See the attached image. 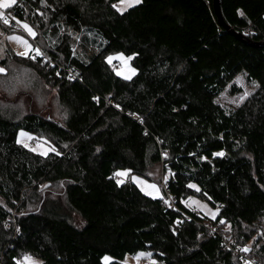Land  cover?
<instances>
[{"label":"trees","instance_id":"1","mask_svg":"<svg viewBox=\"0 0 264 264\" xmlns=\"http://www.w3.org/2000/svg\"><path fill=\"white\" fill-rule=\"evenodd\" d=\"M119 2L7 8L36 31L43 56L7 54L0 78L13 64L35 71L56 90L60 118L49 107L20 114L14 101L0 105V264L28 254L41 264H128L140 252L156 264H245L235 248L264 216V0L220 1L241 38L213 0H141L123 12L112 7ZM117 53L130 57L131 79L108 62ZM241 73L258 88L226 111L215 99ZM20 130L55 151L25 148ZM120 170L158 182L169 171L175 204L119 182ZM191 196L218 216L189 209ZM257 240L248 254L264 264Z\"/></svg>","mask_w":264,"mask_h":264},{"label":"rangeland","instance_id":"2","mask_svg":"<svg viewBox=\"0 0 264 264\" xmlns=\"http://www.w3.org/2000/svg\"><path fill=\"white\" fill-rule=\"evenodd\" d=\"M11 5L12 4L9 6ZM0 8L7 9L8 7ZM117 8H123L126 10L130 7L119 2L117 4ZM20 26L21 28L16 31H6L0 26V60L6 58V56L13 54L18 55V53L25 51L29 52V55L26 58H29V56H43V51L39 41H37L39 44L37 47L34 41L35 36L33 37L28 34V32L23 28V23H20ZM33 32L36 35V31L34 30ZM88 37L93 38V35L90 34ZM17 38L27 41V43L31 45V48L26 49ZM78 42L82 43V38H79ZM37 48L40 50V55L36 54ZM92 49L90 48L91 51ZM109 57H111V60L108 59ZM109 57L107 60L112 65L115 73L119 77L131 79L136 74V69L131 65L130 57L123 53L113 54ZM233 86L241 89V91L233 93ZM257 88V82L249 81L247 79V74L241 73L224 88L215 101L226 111L233 110L241 106L257 90ZM56 93V90L53 89V87L48 84L45 79L39 77L35 71L27 67H19L13 64L11 69H8V75L0 78V105H3L5 102L6 105L14 107V104H11V102L14 101L20 114L28 111L30 107L36 112L43 111L49 107L51 113H53L55 117L60 118V115L57 113L59 108L56 104ZM48 111L45 110L46 113ZM17 141L25 148L41 155H45L43 153L48 154L52 152L51 149L54 148L46 137H37L24 130H20L18 132ZM124 172H126V175H117L119 182H124L128 179H131V181H133V183H135L144 194L152 198H161L167 196V193L164 190V182L167 183L170 173L169 171L162 176L161 182L156 180H148L147 178L139 175H131L127 170H120L118 173ZM151 185L156 186L155 190L150 187ZM183 203L192 211L207 216L208 218L215 219L218 216V209L212 207L208 202L203 201L199 197H188L185 201H183ZM254 229H257L258 234H256L252 240L245 245L247 249L243 246H238L235 248L237 253L244 251L247 254V258L252 260L253 258H251L248 254V249H259L260 243L257 242V239H259L260 236L264 238V216L258 221L257 227H254ZM223 230L226 231L228 238L233 236L230 225H225ZM125 261L128 264H156V262L152 259L151 254L143 252H140L134 256L128 255ZM30 262H34V264H41V261L38 258L29 254L23 257V264H30Z\"/></svg>","mask_w":264,"mask_h":264},{"label":"snow or ice","instance_id":"3","mask_svg":"<svg viewBox=\"0 0 264 264\" xmlns=\"http://www.w3.org/2000/svg\"><path fill=\"white\" fill-rule=\"evenodd\" d=\"M16 2V0H0V7H9L10 4H14ZM120 3L121 4H126L128 7H131L133 6L134 4H139L141 3V0H120ZM112 7L114 8H117V5L116 4H113ZM117 11H120V12H123L124 9L123 8H117ZM5 23L7 24L8 21H5ZM17 23H22L21 21H17ZM23 28L28 32L29 35L31 36H35V33L33 32L32 28L27 24V23H23ZM19 40V42H21L24 47L26 49H30L31 48V45H29L27 43V41H24L22 40L21 38H17ZM36 54L37 55H40V50L37 48L36 49ZM18 55H21V56H24V57H27L29 55V52L28 51H25V52H21V53H18ZM33 59H35V57H32ZM109 60H111V57L108 58ZM5 68L3 67H0V73H5ZM134 71V70H133ZM52 151H55V149H51ZM43 154H47V153H43ZM117 175H126V172L124 173H117ZM150 187H152L154 190L156 188L155 185H151ZM105 260L106 262L110 260V258L108 257H105ZM30 264H34V262H30Z\"/></svg>","mask_w":264,"mask_h":264},{"label":"built area","instance_id":"4","mask_svg":"<svg viewBox=\"0 0 264 264\" xmlns=\"http://www.w3.org/2000/svg\"><path fill=\"white\" fill-rule=\"evenodd\" d=\"M5 21H8V23L6 24ZM0 23L10 29H20L21 26L19 23H17V20L14 18V15L11 11L7 10V9H1L0 8ZM134 116V115H132ZM164 189L167 193V199L168 201L174 205L175 204V198L169 193L167 192V183L164 182ZM240 254L242 255V260L245 264H257V262H255L252 259L247 258V254L244 251H241Z\"/></svg>","mask_w":264,"mask_h":264},{"label":"water","instance_id":"5","mask_svg":"<svg viewBox=\"0 0 264 264\" xmlns=\"http://www.w3.org/2000/svg\"><path fill=\"white\" fill-rule=\"evenodd\" d=\"M220 1L221 0H213V5H214L215 13L218 16V19H219L220 23L222 25H224L226 27V29L230 30L233 34H235L234 31L231 30V28L229 26H226L224 24V21H223L222 15H221V11H220ZM235 35L241 38V35L240 34H235Z\"/></svg>","mask_w":264,"mask_h":264},{"label":"crops","instance_id":"6","mask_svg":"<svg viewBox=\"0 0 264 264\" xmlns=\"http://www.w3.org/2000/svg\"><path fill=\"white\" fill-rule=\"evenodd\" d=\"M1 26V25H0ZM2 27V26H1ZM3 28V27H2ZM33 30V29H32ZM34 31V30H33Z\"/></svg>","mask_w":264,"mask_h":264}]
</instances>
